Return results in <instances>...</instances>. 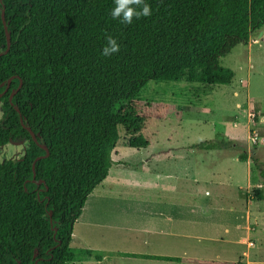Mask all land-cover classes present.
<instances>
[{
  "label": "trees",
  "instance_id": "obj_1",
  "mask_svg": "<svg viewBox=\"0 0 264 264\" xmlns=\"http://www.w3.org/2000/svg\"><path fill=\"white\" fill-rule=\"evenodd\" d=\"M146 2L152 14L131 24L112 19L113 0L0 2V53L6 49L2 4L10 37L9 51L0 56V94L11 79L0 97V148L26 143L19 160H0V264L101 261L70 247L73 228L109 174L118 127L130 136L128 147L149 146L141 135L144 118L135 114L136 95L149 83L229 85L234 72L220 59L264 27V0ZM107 36L120 45L109 57L101 54ZM17 111L48 149L34 172V160L45 152ZM196 148L212 149L204 142ZM237 160L246 163L248 156ZM250 161L261 187L248 197L264 212V165Z\"/></svg>",
  "mask_w": 264,
  "mask_h": 264
},
{
  "label": "rangeland",
  "instance_id": "obj_2",
  "mask_svg": "<svg viewBox=\"0 0 264 264\" xmlns=\"http://www.w3.org/2000/svg\"><path fill=\"white\" fill-rule=\"evenodd\" d=\"M220 64L234 72L229 85L149 83L136 95L135 114L144 118L141 135L149 141V146L128 147L130 136L118 127L119 139L111 153L113 164L103 182L114 185L115 201L103 206L100 188L93 191L74 225L71 248L94 250L101 258L105 256L102 264H112L116 250H143V238L136 237L133 242L122 237L128 231H143L145 202L149 196L153 198L150 200L165 198L169 202H187L193 198L187 191L190 182L182 183L184 190L177 194L146 188L150 181L163 182L168 171L182 178L188 176L189 181L192 175H198L200 190L212 188L213 200H221L234 209L236 205L246 208L249 204L256 211L257 204L248 196L261 187L250 159L264 165V27L246 45H237L221 58ZM203 142L212 149L196 148ZM25 148V142L9 143L0 148V160H19ZM243 152L248 156L246 163L237 160ZM117 179L120 184L116 187ZM218 184L223 185V191L216 189ZM199 199L204 200L202 193ZM255 219L263 225V230L258 232L264 237V212L255 214ZM259 244L249 251L248 260H259ZM262 247L264 255V242ZM234 251L219 252L221 260L232 262L242 248L238 253ZM208 252L211 253L196 256L215 260V253ZM245 261L242 257L241 262L245 264Z\"/></svg>",
  "mask_w": 264,
  "mask_h": 264
},
{
  "label": "crops",
  "instance_id": "obj_3",
  "mask_svg": "<svg viewBox=\"0 0 264 264\" xmlns=\"http://www.w3.org/2000/svg\"><path fill=\"white\" fill-rule=\"evenodd\" d=\"M108 177V176H107ZM164 181L159 184L149 182L146 188L150 191H163L171 194L183 192L182 183L190 182L192 199L185 201L169 202L165 198L153 199L145 202L146 213L143 231H128L122 239L136 240V237L143 238V250H116L115 259L112 264H200L198 261H216L223 264H243L241 258L246 259L245 264H264V255L262 243L264 237L258 232L263 230V225L255 219V214L259 212L250 209L249 204L243 207L236 205V209L224 204L223 201H215L211 198L212 188L200 190L199 176L192 175L191 181L187 180L188 176L182 178L174 171L163 175ZM116 180V187L119 186ZM114 185L100 184V201L104 204L115 201ZM216 189H222L223 185H215ZM219 186V187H218ZM219 188V189H218ZM114 189V190H113ZM157 193V192H155ZM204 196V200L199 199V195ZM156 199V198H154ZM163 199V200H162ZM87 201V200H86ZM84 209V208H83ZM83 211V210H82ZM81 216V215H80ZM80 218V217H79ZM242 230V231H241ZM131 232L135 233L131 235ZM256 237L252 239V237ZM263 241V242H262ZM259 247V260H248L249 251ZM86 247V246H84ZM238 260H221L220 253L233 252L238 253ZM89 250V249H87ZM94 251V250H90ZM203 251V252H202ZM215 253V260H208L202 256H196L198 253ZM262 251V252H261ZM164 258L181 259L179 262H168ZM105 256L101 261L94 258L78 259L70 264H102Z\"/></svg>",
  "mask_w": 264,
  "mask_h": 264
},
{
  "label": "clouds",
  "instance_id": "obj_4",
  "mask_svg": "<svg viewBox=\"0 0 264 264\" xmlns=\"http://www.w3.org/2000/svg\"><path fill=\"white\" fill-rule=\"evenodd\" d=\"M152 14L150 5L146 0H113V7L110 10V16L113 20H119L122 24H131L133 19L148 17ZM106 43L102 47L101 54L109 57L117 53L120 45L116 38L105 37Z\"/></svg>",
  "mask_w": 264,
  "mask_h": 264
},
{
  "label": "water",
  "instance_id": "obj_5",
  "mask_svg": "<svg viewBox=\"0 0 264 264\" xmlns=\"http://www.w3.org/2000/svg\"><path fill=\"white\" fill-rule=\"evenodd\" d=\"M0 2H2V0H0ZM1 19H2V23H3L4 32H5V35H6V49H5L4 52L0 53V56L6 54V53L9 51V47H10V37H9V35H8V33H7V25H6L5 20H4V5H3V4H2V10H1ZM10 81H11V79H9V80L7 81L6 87H5V89L3 90V92L0 94V97L6 92V90H7V88H8V85H9V82H10ZM20 87H21V83L19 84V87H18V88H20ZM14 94H15V91L10 95V97H9V100H10V101H11V98H12V96H13ZM17 113H18V115H19V121H20L21 125H22L23 127L26 128V126H25V124H24V121H23V119L21 118V116H20V114H19V111H17ZM26 129H27V131H28V133H29L31 139L33 140V142H34L37 146H39L42 150H44V152H45V155H43V156H39V157H37V158L34 160V162H33V164H32V169H33V172H34V164H35L37 161H39V160H41V159H43V158H46V157L48 156V149H47V147H46L45 145H42L41 143L38 142L37 138L35 137V135L33 134V132H32L29 128H26ZM34 179H35V174L33 173L32 182H34ZM54 232H55V231H54ZM32 263H33V264H37V261L32 260Z\"/></svg>",
  "mask_w": 264,
  "mask_h": 264
}]
</instances>
